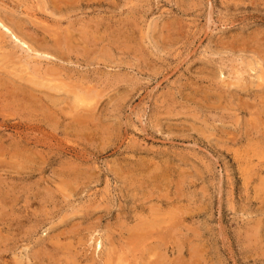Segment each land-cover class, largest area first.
<instances>
[{"label":"rangeland","instance_id":"1","mask_svg":"<svg viewBox=\"0 0 264 264\" xmlns=\"http://www.w3.org/2000/svg\"><path fill=\"white\" fill-rule=\"evenodd\" d=\"M0 2V264H264V0Z\"/></svg>","mask_w":264,"mask_h":264},{"label":"bare ground","instance_id":"2","mask_svg":"<svg viewBox=\"0 0 264 264\" xmlns=\"http://www.w3.org/2000/svg\"><path fill=\"white\" fill-rule=\"evenodd\" d=\"M53 1V0H52ZM56 1V0H55ZM67 1V0H66ZM59 2V1H58ZM77 2V1H76ZM81 2V1H80ZM87 2V1H86ZM1 3V2H0ZM81 3H83V1L81 2ZM52 4V3H51ZM50 4V5H51ZM61 5V4H60ZM42 6H43V4H42ZM79 6V5H78ZM81 6V5H80ZM44 7V6H43ZM47 8V7H46ZM80 8V7H79ZM41 9V8H40ZM45 10V9H44ZM58 10V9H57ZM67 11V10H66ZM40 12V11H39ZM42 12V11H41ZM44 12V11H43ZM77 12V11H76ZM1 13H3V12H1ZM59 13V12H58ZM63 13V12H62ZM9 16V15H8ZM6 18H7V16H6ZM13 18V17H12ZM20 18V17H19ZM18 19V18H17ZM17 19H16V21H17ZM14 20V19H13ZM55 20V19H54ZM10 23V22H9ZM8 23V24H9ZM16 24V23H15ZM37 24V23H36ZM7 25H4L1 21H0V29H2L4 32H6V33H10V35H11V39L13 38L15 41H18V42H22V44L23 45H25L26 46V44L27 43H29V42H27L26 44H25V42H23V41H25V39H23L22 38V40L19 38V37H17V35H15V34H13L11 31H10V29L8 28V27H6ZM20 26H21V24H20ZM70 27V26H69ZM48 28V27H47ZM51 28H52V26H51ZM51 28H50V30H51ZM68 28V27H67ZM24 29V28H23ZM33 29V28H32ZM54 29V28H53ZM49 30V29H48ZM66 30V29H65ZM2 31V32H3ZM19 31V30H18ZM44 31V30H43ZM47 31V30H46ZM52 31H54V30H52ZM71 31V30H70ZM80 31V30H79ZM68 32V31H67ZM72 32V31H71ZM33 33V32H32ZM69 33V32H68ZM31 34V33H30ZM82 34H85V33H82ZM27 35V34H26ZM36 35V34H35ZM34 35V36H35ZM68 35H71V33L70 34H68ZM77 35H79V34H77ZM91 36V35H90ZM87 37V36H86ZM42 38V37H41ZM70 38V37H69ZM68 38V39H69ZM80 38V37H79ZM31 39V38H30ZM45 39V38H44ZM88 39V38H87ZM52 40V39H51ZM83 40V39H82ZM89 40V39H88ZM97 40V39H96ZM37 41V40H36ZM42 41V40H41ZM46 41V40H45ZM75 41V40H74ZM77 41V40H76ZM9 42V41H8ZM71 42V41H70ZM7 43V42H6ZM5 43V44H6ZM41 43V42H40ZM85 43V42H84ZM91 43V42H90ZM107 43V42H106ZM11 44V43H10ZM13 44V43H12ZM18 44V43H17ZM62 44H64L63 43V40H61V39H58V38H55L54 40H52V44H51V46L55 49V50H58L59 48L61 49L62 47L61 46H63ZM75 45V43H72V45ZM87 44V43H86ZM109 44V43H108ZM2 45H4V44H2ZM15 45H16V43H15ZM30 45V44H29ZM37 45V44H36ZM43 45V44H42ZM68 45V44H67ZM70 45V44H69ZM78 44L76 43V46H77ZM81 45H83V41H82V44ZM66 46V45H65ZM86 46V45H85ZM32 47V46H31ZM78 47H80V46H78ZM5 48L6 47H4L3 49L5 50ZM13 48V47H12ZM45 48V47H44ZM81 48V47H80ZM1 49H2V47H1ZM9 49H11V47L9 48ZM32 49V48H31ZM67 50L69 49V47L68 48H66ZM13 50V49H12ZM19 50V49H18ZM72 50V49H71ZM70 50V51H71ZM84 49L82 48V52L84 53V51H83ZM6 51V50H5ZM4 51V52H5ZM34 51V50H33ZM35 51H36V49H35ZM69 51V50H68ZM10 52V51H9ZM38 52V51H37ZM50 52V51H49ZM60 52V54L62 53L63 54V51H59ZM81 52V53H82ZM86 52V51H85ZM17 53V52H16ZM35 53V52H34ZM43 53H45V52H43ZM75 53V52H74ZM82 53V54H83ZM20 54V53H19ZM58 54V53H57ZM64 54H65V51H64ZM78 54V53H77ZM88 54V53H87ZM106 54V53H105ZM1 55H4V54H1ZM6 55V54H5ZM42 55V54H41ZM67 55V54H66ZM69 55V54H68ZM8 56V55H7ZM48 56V55H47ZM51 56V55H50ZM80 56V55H79ZM11 57V56H10ZM13 57V56H12ZM52 57H53V55H52ZM75 57H76V55H75ZM81 57V56H80ZM63 60V59H62ZM16 62H17V60H16ZM46 62V61H45ZM54 63H57V62H54ZM69 63V62H68ZM61 64V63H60ZM34 65V64H33ZM48 65V64H47ZM59 65V64H58ZM18 66V65H17ZM28 66V65H27ZM43 66V65H42ZM3 67V66H2ZM50 67V66H49ZM42 68V67H41ZM5 69V68H4ZM49 69V68H48ZM48 69H46V70H48ZM50 69H52V68H50ZM49 69V70H50ZM55 70H57L56 68H54ZM59 69V68H58ZM45 70V69H44ZM62 70V69H61ZM64 70V69H63ZM11 71V70H10ZM41 71V70H40ZM58 71V70H57ZM36 72V71H35ZM52 72V71H51ZM53 72H55V71H53ZM52 72V73H53ZM62 72V71H61ZM64 72V71H63ZM8 73V72H7ZM32 73V72H31ZM42 73H43V71H42ZM66 73H67V71H66ZM33 74V73H32ZM54 74V73H53ZM57 74V73H56ZM61 74V73H60ZM59 74V75H60ZM27 75V74H26ZM68 75V74H67ZM13 76V75H12ZM36 76H38V75H36ZM35 76V77H36ZM44 76V75H43ZM60 76H62V75H60ZM26 77V76H25ZM30 77V76H29ZM68 77V76H67ZM21 78V77H20ZM45 78H47V77H45ZM261 78V77H260ZM26 79V78H25ZM29 79V78H28ZM31 79V78H30ZM12 80V79H11ZM22 80V79H21ZM55 80V79H54ZM61 80H64V79H61ZM66 80V79H65ZM77 80V79H76ZM75 80V81H76ZM5 81V80H4ZM28 81V80H27ZM31 81V80H30ZM3 82V81H2ZM8 82V81H7ZM29 82V81H28ZM55 82V81H54ZM68 82V81H67ZM71 82V81H70ZM110 82V81H109ZM14 83V82H13ZM66 83V82H65ZM87 83V82H86ZM18 84V83H17ZM20 84V83H19ZM27 84V83H26ZM29 84H30V82H29ZM34 84V83H33ZM60 84V83H59ZM12 85V84H11ZM36 85V84H35ZM84 85V84H83ZM246 85V84H245ZM13 86V85H12ZM247 86V85H246ZM71 87V86H70ZM80 87H82V86H80ZM88 87V86H87ZM241 87V86H240ZM23 88V87H22ZM35 88H37V87H35ZM73 88V87H72ZM84 88V87H83ZM17 89V88H16ZM20 89V88H19ZM54 90H55V88H53ZM25 90V89H24ZM24 90H22V91H24ZM58 90H60V89H58ZM63 90V89H62ZM73 90V89H72ZM83 90V89H82ZM264 90V89H263ZM21 91V92H22ZM65 91V90H64ZM74 91V90H73ZM76 91V90H75ZM221 91H223L222 89H221ZM19 92V91H18ZM57 92V91H56ZM66 92V91H65ZM86 92H87V90H86ZM220 92V91H219ZM225 92V91H224ZM26 93V92H25ZM31 93V92H30ZM54 93V92H53ZM61 93V92H60ZM88 93V92H87ZM86 93V94H87ZM12 94V93H11ZM46 94V93H45ZM74 94V93H73ZM85 94V93H84ZM89 94H90V92H89ZM93 94V93H92ZM224 94V93H223ZM29 96H30V94H29ZM84 96V95H83ZM82 96V94H76V98L78 99V100H80V99H84V98H87L86 96H84L83 97ZM89 96V95H88ZM91 96V95H90ZM15 97V96H14ZM25 97V96H24ZM46 96H44V98H45ZM217 97V96H216ZM40 98V97H39ZM41 98H42V96H41ZM40 98V99H41ZM25 100H27L26 98H24ZM38 99V98H37ZM51 99H53V98H51ZM58 99V98H57ZM64 99V98H63ZM62 99V100H63ZM29 100V99H28ZM54 100V99H53ZM61 100V99H60ZM43 101H45L44 99H43ZM23 103V102H22ZM25 103V102H24ZM27 103V102H26ZM25 103V104H26ZM29 103V102H28ZM41 103V102H40ZM39 103V104H40ZM44 103V102H43ZM46 103V102H45ZM57 103V102H56ZM55 103V104H56ZM31 104V103H30ZM38 104V103H37ZM27 105H29V104H27ZM32 105H34V104H32ZM35 106V105H34ZM48 106H49V104H48ZM51 106V105H50ZM40 107V106H39ZM34 108V107H33ZM36 108V107H35ZM91 108V107H90ZM73 109V108H72ZM94 109V108H93ZM45 111V110H44ZM33 112V111H32ZM35 112V111H34ZM43 112V111H42ZM36 113V112H35ZM49 113V112H48ZM42 114V113H41ZM45 114V113H44ZM43 115V114H42ZM52 115V114H51ZM44 116V115H43ZM252 120V119H251ZM83 121V120H82ZM84 122V121H83ZM204 122V121H203ZM252 122V121H251ZM259 122H260V120H259ZM258 125V124H257ZM84 126V125H83ZM82 126V127H83ZM253 126V125H252ZM254 126H256V124L254 125ZM246 127V126H245ZM264 127V126H263ZM192 128V127H191ZM193 129V128H192ZM220 129V128H219ZM251 129V128H250ZM257 129V128H256ZM261 128H259V130H260ZM223 131V130H222ZM251 131V130H250ZM256 131V130H255ZM247 132V131H246ZM257 132V131H256ZM262 132V131H261ZM228 133V132H227ZM251 134V133H250ZM257 134V133H256ZM264 134V133H263ZM264 136V135H263ZM261 137H262V135H261ZM235 138V137H234ZM264 138V137H263ZM20 139V138H19ZM260 140V139H259ZM262 147V146H261ZM70 152V151H69ZM262 153V152H261ZM264 153V152H263ZM71 181V180H70ZM177 194V193H176ZM66 195H64V197H65ZM67 197V196H66ZM66 203V202H65ZM46 204V203H45ZM98 206V205H97ZM90 213V212H89ZM88 214V213H87ZM92 215V214H91ZM159 226V225H158ZM165 228V227H164ZM170 228V227H169ZM162 229V228H161ZM173 228L171 227V230H172ZM57 230V229H56ZM146 230V229H145ZM154 231V230H153ZM139 232V231H138ZM146 233V232H145ZM148 234H149V232H148ZM160 234V233H159ZM169 234V233H168ZM56 235V234H55ZM60 235V234H59ZM142 235V234H141ZM146 235V234H145ZM57 236V235H56ZM137 236H139V235H137ZM168 236V235H167ZM141 237V236H140ZM61 238V237H60ZM50 239V238H49ZM59 239V238H58ZM155 240V239H154ZM163 240V239H162ZM48 241V240H47ZM60 241V240H59ZM113 241V240H112ZM141 241H143V240H141ZM145 241V240H144ZM56 242V241H55ZM96 242V241H95ZM104 242V241H103ZM129 243V242H128ZM52 245V244H51ZM59 245V244H58ZM65 246V245H64ZM140 246V245H139ZM101 247H102V244H101V241H98L97 243H96V250L98 249V250H100L101 249ZM142 247V246H141ZM135 248V247H134ZM133 248V249H134ZM136 249V248H135ZM134 249V250H135ZM143 251V250H142ZM136 252V251H135ZM152 252V251H151ZM141 253V252H140ZM36 254V253H35ZM123 254V253H122ZM147 254V253H146ZM150 254V253H149ZM145 256V255H144ZM132 257V256H131ZM135 257V256H134ZM123 260V259H122ZM157 260V259H156ZM125 262V261H124ZM37 263V262H36Z\"/></svg>","mask_w":264,"mask_h":264}]
</instances>
